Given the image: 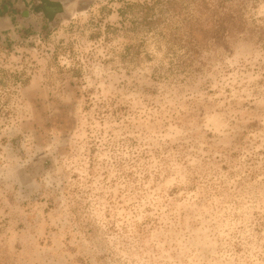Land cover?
I'll return each instance as SVG.
<instances>
[{
  "label": "rangeland",
  "instance_id": "374dc122",
  "mask_svg": "<svg viewBox=\"0 0 264 264\" xmlns=\"http://www.w3.org/2000/svg\"><path fill=\"white\" fill-rule=\"evenodd\" d=\"M0 264H264V0L0 36Z\"/></svg>",
  "mask_w": 264,
  "mask_h": 264
},
{
  "label": "flooded vegetation",
  "instance_id": "af4514ba",
  "mask_svg": "<svg viewBox=\"0 0 264 264\" xmlns=\"http://www.w3.org/2000/svg\"><path fill=\"white\" fill-rule=\"evenodd\" d=\"M78 0H0V36L44 37L65 19Z\"/></svg>",
  "mask_w": 264,
  "mask_h": 264
}]
</instances>
